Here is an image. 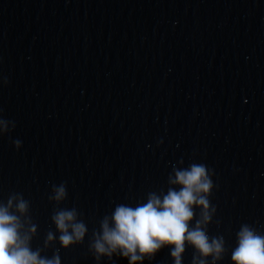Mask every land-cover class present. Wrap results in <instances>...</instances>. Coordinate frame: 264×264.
Returning <instances> with one entry per match:
<instances>
[{
  "label": "water",
  "instance_id": "water-1",
  "mask_svg": "<svg viewBox=\"0 0 264 264\" xmlns=\"http://www.w3.org/2000/svg\"><path fill=\"white\" fill-rule=\"evenodd\" d=\"M0 120V201L30 202L34 249L59 235L57 207L76 208L84 243L43 254L97 264L105 216L200 163L214 184L208 233L228 249L218 264H233L241 225L264 234V0H0ZM144 264L174 262L165 247Z\"/></svg>",
  "mask_w": 264,
  "mask_h": 264
},
{
  "label": "clouds",
  "instance_id": "clouds-1",
  "mask_svg": "<svg viewBox=\"0 0 264 264\" xmlns=\"http://www.w3.org/2000/svg\"><path fill=\"white\" fill-rule=\"evenodd\" d=\"M6 124V121L0 120ZM16 147L21 143L16 141ZM183 164V161L180 162ZM166 192H150L146 202L135 206L118 204L94 231L89 249L97 264L107 257L126 258L129 264H144L169 248L174 264H183L188 247L194 249L192 264H218L228 251L223 236H210L216 208L210 202L214 184L204 164L191 163L173 168ZM67 198L66 186H53L50 197L57 205ZM200 209L197 218L196 209ZM57 232L48 231L43 248H33L38 226L30 215V202L14 193L0 201V264H62L60 249L44 255L58 240L64 249L83 244L88 233L76 208L57 207L51 217ZM194 221V226H193ZM237 244L231 250L233 264H264V234L243 224L236 233Z\"/></svg>",
  "mask_w": 264,
  "mask_h": 264
}]
</instances>
